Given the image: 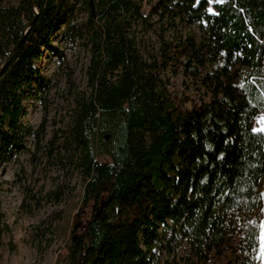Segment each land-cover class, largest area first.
<instances>
[{
	"label": "trees",
	"instance_id": "1",
	"mask_svg": "<svg viewBox=\"0 0 264 264\" xmlns=\"http://www.w3.org/2000/svg\"><path fill=\"white\" fill-rule=\"evenodd\" d=\"M208 5L159 0L202 37L165 43L153 60L129 35L141 16L135 1L18 0L0 9V161L22 145L24 103L44 86L42 50L56 52L54 37L90 46V94L74 98L63 143L83 182L68 264H163L162 253L182 242L201 256L238 234L241 254L257 249L251 215L262 203L264 135L253 124L264 116V0H225L217 15ZM173 49L210 87L208 100L185 110L158 76L178 60Z\"/></svg>",
	"mask_w": 264,
	"mask_h": 264
},
{
	"label": "rangeland",
	"instance_id": "2",
	"mask_svg": "<svg viewBox=\"0 0 264 264\" xmlns=\"http://www.w3.org/2000/svg\"><path fill=\"white\" fill-rule=\"evenodd\" d=\"M140 5V17L131 22L130 37L136 41L144 57L158 58L165 43L197 42L202 32L197 23L186 24L172 19L158 8L159 0H132ZM18 0H0V9L16 5ZM216 3L209 4L214 10ZM77 20L85 19L79 13ZM56 52L42 50L39 64L44 86L34 90L25 101L21 119L25 130L21 147L0 161V264H68L69 224L79 206L83 182L72 168L64 138L69 125L74 98L88 97L90 46L84 40L70 42L54 37ZM177 61H169L158 72L169 95L181 110L189 109L209 99V86L202 81V73L188 74L181 61L183 54L174 49ZM261 117V116H260ZM258 118L253 128L259 127ZM99 163H109L105 155H98ZM259 192L261 205L251 218L255 219L260 236L264 223V176ZM239 234L222 247L201 256L191 252L185 242L173 246L170 253H162L163 264H257L260 243L249 254H241L237 247ZM246 260V261H247Z\"/></svg>",
	"mask_w": 264,
	"mask_h": 264
},
{
	"label": "snow or ice",
	"instance_id": "3",
	"mask_svg": "<svg viewBox=\"0 0 264 264\" xmlns=\"http://www.w3.org/2000/svg\"><path fill=\"white\" fill-rule=\"evenodd\" d=\"M199 2V0H197ZM208 4L217 3L223 5L225 0H206ZM207 11L212 15H217L218 13L214 12L211 7L207 9ZM241 87H243L241 85ZM259 127L253 128V133L257 135H264V116H261L257 120ZM252 237L249 235L248 239L250 240ZM259 243H260V258L264 261V223L260 225V236H259Z\"/></svg>",
	"mask_w": 264,
	"mask_h": 264
},
{
	"label": "water",
	"instance_id": "4",
	"mask_svg": "<svg viewBox=\"0 0 264 264\" xmlns=\"http://www.w3.org/2000/svg\"><path fill=\"white\" fill-rule=\"evenodd\" d=\"M6 63H7V62H6ZM6 63H5V64H6ZM3 67H4V66H3ZM3 67H1V69H0V73H1V71H2V69H3ZM97 212L99 213V211H97ZM98 213H97L96 217H98V215H99Z\"/></svg>",
	"mask_w": 264,
	"mask_h": 264
}]
</instances>
